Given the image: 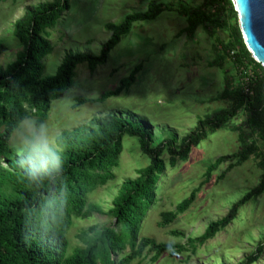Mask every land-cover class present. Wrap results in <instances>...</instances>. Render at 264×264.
Masks as SVG:
<instances>
[{
	"label": "rangeland",
	"instance_id": "374dc122",
	"mask_svg": "<svg viewBox=\"0 0 264 264\" xmlns=\"http://www.w3.org/2000/svg\"><path fill=\"white\" fill-rule=\"evenodd\" d=\"M50 0H3L0 2V65L11 62L20 45L13 34V22L26 6ZM149 0H69L64 11L51 27L45 29L52 50L44 56L43 75L53 74L66 52L97 54L109 36L106 23H117L131 11H142ZM170 5L153 20L134 23L129 33L108 53L106 61L90 71L84 63L75 67L71 86L61 97L54 98L45 121L35 126L34 118H25L10 136L9 143L17 153L26 149L57 150V135L85 124L93 116H134L148 123L151 145L158 141L185 135L199 118L230 103L221 98L222 90L235 88L237 72L228 57L223 56L220 41L227 37L212 25L198 26L191 36L183 32L184 17L176 10L179 4L203 7V0H155ZM219 40V41H218ZM215 46V47H214ZM214 48V49H213ZM219 56H221L219 60ZM133 82L117 95L99 102H80L76 97L95 98L105 90H113L119 80L137 66ZM245 111L237 110L234 118L211 131L185 159L161 154L165 169L157 181L155 201L142 218L140 235L155 241L185 245L187 237H196L210 221L223 217L231 204L257 185L261 173L259 159L264 145L252 136L245 123ZM256 149L244 161L226 160L205 177V167L220 155L243 151L250 141ZM42 149L43 148H39ZM147 159L138 151L135 138L122 136V151L112 168L113 178L95 187L87 202L98 205L102 213L73 219L66 238L70 250L81 242L76 234L90 226L111 225L106 215L110 200L124 178ZM206 180H203V179ZM196 189L194 198L181 213L169 222H162L161 213L172 212L176 204ZM252 264H264V187L260 194L238 207L235 218L194 252L184 246L177 253L164 251L154 262L145 251L129 264H236L256 246H261ZM127 251V250H126Z\"/></svg>",
	"mask_w": 264,
	"mask_h": 264
},
{
	"label": "trees",
	"instance_id": "16d2710c",
	"mask_svg": "<svg viewBox=\"0 0 264 264\" xmlns=\"http://www.w3.org/2000/svg\"><path fill=\"white\" fill-rule=\"evenodd\" d=\"M203 5L211 11L179 4L176 10L186 23L183 32L191 36L198 26L209 24L224 33L227 38L218 46L222 55L233 63L237 83L231 88L228 82L229 90H222L221 98H227L229 105L199 118L179 139L177 147L174 135L152 146L148 123L129 115L93 116L85 124L70 131L63 130L56 137L57 150L26 149L17 153L9 143L11 134L25 118L33 117L35 126L45 121L51 100L61 97L71 86L76 65L84 63L93 71L106 61L108 53L134 23L153 20L162 11L170 10V5L149 0L144 10L126 13L117 23H106L104 27L109 36L101 43L97 54L66 52L50 75L42 74V60L52 50L45 29L69 8V0L26 6L13 22V34L20 50L11 62L0 65V264H129L140 257L143 250L151 262L166 250L177 253L185 246L194 252L198 245L235 218L239 206L262 192L264 150L258 162L261 173L257 185L231 204L223 217L207 223L198 236L187 237L184 246L155 241L139 233L142 218L155 201L156 183L165 169L161 154L166 152L185 159L191 147L234 118L241 108L245 111L250 134L264 145V71L241 42L236 15L228 0H203ZM4 50L5 45L0 43V53ZM218 57L220 60L221 56ZM138 69V65L135 66L113 90H105L95 98L75 99L99 102L117 95L133 82ZM244 77L252 81V84L246 83L247 92L243 91ZM124 134L135 138L138 151L147 163L135 171L134 177L120 182L106 211L112 218L111 225L90 226L78 231L76 237L81 245L68 250L66 235L72 220L102 213L98 205L87 202V196L95 187L113 178L112 168L117 165L122 151ZM256 148L251 140L243 151L216 157L206 165L205 177L226 160L244 161ZM195 191L192 189L181 199L172 212L161 213L159 224L171 221L186 210ZM261 247L256 246L236 264L255 262Z\"/></svg>",
	"mask_w": 264,
	"mask_h": 264
},
{
	"label": "water",
	"instance_id": "95a60500",
	"mask_svg": "<svg viewBox=\"0 0 264 264\" xmlns=\"http://www.w3.org/2000/svg\"><path fill=\"white\" fill-rule=\"evenodd\" d=\"M236 15V26L250 57L264 71V0H228ZM264 103V84L262 86Z\"/></svg>",
	"mask_w": 264,
	"mask_h": 264
},
{
	"label": "built area",
	"instance_id": "2783aa9c",
	"mask_svg": "<svg viewBox=\"0 0 264 264\" xmlns=\"http://www.w3.org/2000/svg\"><path fill=\"white\" fill-rule=\"evenodd\" d=\"M249 77H250V75H249ZM246 83H248V84L251 83L252 84V81L250 82V78H249L248 81H247V78L246 77L243 78L242 86H243V91L244 92H247L248 91V87H247V84Z\"/></svg>",
	"mask_w": 264,
	"mask_h": 264
},
{
	"label": "clouds",
	"instance_id": "9594fccd",
	"mask_svg": "<svg viewBox=\"0 0 264 264\" xmlns=\"http://www.w3.org/2000/svg\"><path fill=\"white\" fill-rule=\"evenodd\" d=\"M37 148L39 149V148H43V150H47V148H46V144H38L37 145Z\"/></svg>",
	"mask_w": 264,
	"mask_h": 264
}]
</instances>
